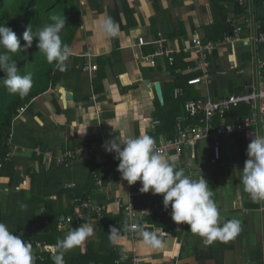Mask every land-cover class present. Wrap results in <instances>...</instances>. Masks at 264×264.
Returning <instances> with one entry per match:
<instances>
[{"label":"crops","instance_id":"0c3cea01","mask_svg":"<svg viewBox=\"0 0 264 264\" xmlns=\"http://www.w3.org/2000/svg\"><path fill=\"white\" fill-rule=\"evenodd\" d=\"M76 1L82 6V17L69 44L73 54L67 69L62 71L57 88L37 98L27 113L32 115V123L28 124H33L28 132L32 131V142L55 154L71 151L78 157L66 166L46 160L42 165L33 164L37 172H49L51 179L44 192L51 210L43 207L38 213L56 216L61 210L74 211V200L86 195L96 205L107 207V215L118 221L122 208L115 200L121 197L127 201L130 192L139 191L141 182L129 185L121 176L107 174L101 186L96 184L93 170L112 160L103 156L101 148L118 136H151L158 131L169 138L176 132L177 119L185 113V101L219 100L264 85V71L257 68V60H264V45H256L257 27L264 30V2ZM108 17L120 26L117 37L108 38L100 32V21ZM234 26L242 28L240 40L218 46L207 66L198 65L199 55L192 49L194 39L216 45L231 34ZM140 38L144 39V45H139ZM169 51L173 53L167 56ZM87 64L96 65L97 71H85ZM194 78H201L202 83L186 84ZM156 83L161 85L163 102L157 95ZM178 89L184 92L181 99L176 97ZM68 92L72 99L67 98ZM155 120L161 124L153 129ZM254 131L264 135V126L223 138L220 162L213 161L212 142L205 140L195 149L186 150L182 165H177L190 170L193 178L203 175L207 179L221 221H240V231L235 237L205 244L204 238L193 234L188 224L177 225L172 218H152L154 222L149 219L141 222L139 230L170 232L171 238L157 236L162 241L161 248L145 245L139 231L136 239H131L124 222L116 226L121 227V233L113 244L108 235L111 227L102 228L99 222L90 221L93 234L65 254V264H131L135 257L139 264H264V201H253L240 183ZM18 138V145L37 148L21 135ZM21 188L26 189L24 185ZM36 193L43 195V188L37 185ZM162 200L163 195L149 192L134 196L131 201L140 211ZM80 226L74 224L66 232L57 229L55 243L48 245L54 255L57 241ZM42 230L33 228L31 232L41 234Z\"/></svg>","mask_w":264,"mask_h":264},{"label":"clouds","instance_id":"9594fccd","mask_svg":"<svg viewBox=\"0 0 264 264\" xmlns=\"http://www.w3.org/2000/svg\"><path fill=\"white\" fill-rule=\"evenodd\" d=\"M49 21L42 27H37L35 31L29 26L23 34V40L26 42L24 45L11 28L0 27V71L5 73L4 78L0 79V84L9 94L24 97L33 87L32 74L29 72L21 75L10 54L27 51L32 47L34 40L38 41L36 46L45 54L49 64L59 71L67 69V62L73 52L68 44L62 42L60 35L67 24L66 18L52 14ZM99 29L101 34L108 38L117 37L120 33L119 24L111 17L101 20ZM251 135L252 139L247 147L248 159L245 161L240 183L243 185V191L248 193L253 201H264V135L255 131ZM103 146L108 153H115L114 158L119 161L117 171L122 180L127 181L129 185L141 182V193L163 195L164 207H171L172 220L177 225L188 224L193 234L204 238L205 244L216 240L227 241L240 231L239 220L221 221L217 204L212 198L213 190L207 179L203 175L193 178L192 174H186L185 169L178 168L176 157L162 155L155 148V140L150 135L141 134L126 138L118 136ZM20 207L26 209L27 205L21 204ZM93 232V226L85 222L69 231L63 239H59L55 245L57 252L52 256L54 264H65V254L80 246ZM120 233L121 227H111L109 240L116 244ZM139 235L147 246H163L155 232L140 229ZM33 261L31 243L21 236L14 235L5 223L0 222V264H33Z\"/></svg>","mask_w":264,"mask_h":264},{"label":"trees","instance_id":"16d2710c","mask_svg":"<svg viewBox=\"0 0 264 264\" xmlns=\"http://www.w3.org/2000/svg\"><path fill=\"white\" fill-rule=\"evenodd\" d=\"M52 14L65 16L67 24L60 35L62 42L69 45L76 35L82 17V6L76 0H0V27L6 26L11 28L17 34L22 45L26 43L23 40V34L27 28L31 26L35 31L37 27H42L45 23L50 22L49 17ZM37 42V40H34L32 47L25 52L18 51L10 54L18 69H20L21 75L29 72L32 74L33 87L29 94L24 97L9 94L3 85L0 84V180H3L4 186V190L0 191V222L5 223L14 235L21 236L24 240L31 243L34 255L33 264H54L52 257H49L45 262L36 259V243L54 244L53 237L54 233L57 232L59 219L63 215H70L73 211L71 209L70 211L61 210L62 212L60 211L56 216H50L48 212L46 214H39L40 208L46 207V209L51 210L49 201H46L47 193H44L49 188L51 179L49 172L44 170L37 172L32 166L34 163L42 165L45 160L36 156L23 157L22 155L15 156L13 161L8 158V152L14 146L10 144V138L14 134V124L21 118L19 117V110L26 108V113L27 111H31L30 109H32L35 100L45 95L51 89H56L60 82L62 71L55 69L54 65L47 62L45 54L40 52L36 46ZM172 65H175V63ZM4 76L5 73L0 71V79H3ZM187 81L186 84H188ZM156 103L158 106L160 105L158 100ZM248 115L249 107L246 105L233 108L228 114V122L231 124L235 123L238 118ZM155 117L161 119L163 116L157 115ZM161 133L157 131L156 134H151V137L158 138ZM173 136L171 135L170 138ZM35 147L41 148L42 146L35 144ZM114 157L106 165L110 168L109 171L107 167V170L100 171V166L98 169L93 170L98 173V179L103 182L107 174H112L115 177L121 176L116 170L119 161ZM95 181H97L96 178ZM22 185L26 187L25 190L21 188ZM37 185L43 188L44 194L41 196H38L39 194L36 193ZM83 199H88V197L85 195ZM21 204L27 205V208L21 209ZM153 205L155 203L151 204V206ZM121 215L122 217L118 221L114 218V221H112V217L110 218V215H106L104 220L99 223L102 228L116 227L122 224V222L125 223L123 211ZM149 220L150 222H154L152 218H149ZM33 228L43 230L41 234L37 233L32 236L31 231ZM76 260L79 262L80 257L76 258Z\"/></svg>","mask_w":264,"mask_h":264},{"label":"built area","instance_id":"2783aa9c","mask_svg":"<svg viewBox=\"0 0 264 264\" xmlns=\"http://www.w3.org/2000/svg\"><path fill=\"white\" fill-rule=\"evenodd\" d=\"M242 4L249 2V0H239ZM264 2V0H262ZM250 24V23H249ZM251 25V24H250ZM241 27L234 26L231 34L226 35L222 42L214 45L211 43H204L200 39H194L192 49L199 55L200 66H207L208 59L213 56L215 49L223 44L229 45L240 40ZM261 26L257 27L256 45L259 47L264 45V30ZM143 38L139 39V45H144ZM173 52H166L167 56H170ZM171 63L173 59L170 58ZM257 68L259 71H264V60H257ZM147 62H151L147 59ZM153 64V63H150ZM96 65L87 64L84 70L87 72L97 71ZM202 83L201 78H194L189 80L188 85L195 86ZM181 89L176 90V97L183 96ZM246 105L249 107V115L241 120H238L235 124L228 122V114L239 106ZM26 108L19 110V117L26 113ZM185 113L183 116L177 119L176 132L172 138L160 135L155 140V148L160 151L162 155L175 156L177 159V165H182V156L186 150L195 149L196 146L205 140L212 142V156L214 162L221 161V147L222 139L233 134L243 133L246 130L255 129L260 126H264V85H259L251 92H245L240 95H230L226 98L219 100L204 99V100H189L185 103ZM161 124L160 120H155L152 123L153 129H156ZM12 138H10V144L12 145ZM8 152V158L13 161L17 155L23 157L36 156L37 158H43L46 161H56L60 166L71 164L77 159V154L71 151H66L61 154H55L50 150H43L40 147L35 149H28L19 147L15 144ZM92 152H94L92 150ZM101 152L104 157L111 158L115 156V153H108L104 146L101 148ZM1 168V164H0ZM118 164L116 166V170ZM106 165L101 163L100 171H104ZM93 175L96 178V184L102 185L103 181L98 179V173L93 171ZM127 182V181H126ZM142 186V184H141ZM71 186H69L70 188ZM4 190L3 180H0V191ZM144 193L140 191L137 193L130 192L128 200L118 197L115 202L122 208L123 217L125 223L128 226V234L131 239L135 240L137 232L139 231V224L146 221L149 218L160 220L162 218H171V207L165 208L163 200L161 203H156L153 206L139 211L135 203L131 200L134 196H141ZM75 210L70 215H63L57 224V229L60 232H66L69 227L74 224L82 225L85 222H101L108 214V209L105 206L96 205L91 198L83 199L76 198L73 203ZM154 232L157 236L171 238L172 234L162 229H155ZM34 235V234H31ZM36 259L41 262H45L49 257L54 255V250L46 243L37 242ZM131 264H139L138 258H134Z\"/></svg>","mask_w":264,"mask_h":264},{"label":"rangeland","instance_id":"374dc122","mask_svg":"<svg viewBox=\"0 0 264 264\" xmlns=\"http://www.w3.org/2000/svg\"><path fill=\"white\" fill-rule=\"evenodd\" d=\"M31 116H32L31 113L28 112L24 116H22L17 122H15L14 130H13L14 134H13V138H12L13 144L19 146L18 144L20 143V139L18 138V135H21L23 140L31 141L29 143L32 144L33 146L35 145V142H32V138L30 136L32 134V131L30 133H28L32 129V126H33V124L30 126L28 125V124L32 123L31 122V118H32ZM27 125H28L29 129H28V127H25ZM34 128L37 129V126L34 125ZM16 133H17V137H16ZM22 143H25V142L22 141Z\"/></svg>","mask_w":264,"mask_h":264},{"label":"water","instance_id":"95a60500","mask_svg":"<svg viewBox=\"0 0 264 264\" xmlns=\"http://www.w3.org/2000/svg\"><path fill=\"white\" fill-rule=\"evenodd\" d=\"M155 89H156V92H157V95H158L160 101L163 102L164 98H163V93H162V89H161L160 83H156ZM250 92H251V90H250ZM67 98L68 99H72V94L68 92L67 93ZM185 172H186V174H190V170H188V169H185Z\"/></svg>","mask_w":264,"mask_h":264},{"label":"bare ground","instance_id":"6f19581e","mask_svg":"<svg viewBox=\"0 0 264 264\" xmlns=\"http://www.w3.org/2000/svg\"><path fill=\"white\" fill-rule=\"evenodd\" d=\"M90 73V72H89Z\"/></svg>","mask_w":264,"mask_h":264}]
</instances>
